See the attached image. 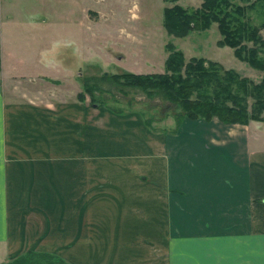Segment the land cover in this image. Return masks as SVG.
<instances>
[{
  "label": "crops",
  "instance_id": "crops-1",
  "mask_svg": "<svg viewBox=\"0 0 264 264\" xmlns=\"http://www.w3.org/2000/svg\"><path fill=\"white\" fill-rule=\"evenodd\" d=\"M30 81L22 53L5 50L0 40V261L27 249L78 250V202L87 201L84 210L90 215L95 153L110 151L95 134L99 128L100 135L109 136L108 112L99 115L96 126L93 106L61 95H36L23 87ZM45 82L49 88L59 86ZM178 123L175 130L146 134L151 139L149 169L135 158L138 171L151 178V248L159 245L155 223L166 217L163 264H264V131L223 128L214 135L200 125L192 127L196 124L189 118ZM119 161L120 171L127 166ZM163 193L166 208L159 207ZM171 194L177 195L174 205ZM143 198L148 199L138 197ZM55 202L67 203L52 211ZM64 205L69 211L60 212ZM58 215L60 224L54 219ZM68 218L71 226L65 229ZM52 234L70 245L50 244ZM134 253V264H144L138 259L145 255L150 264H160L153 250L135 247Z\"/></svg>",
  "mask_w": 264,
  "mask_h": 264
},
{
  "label": "rangeland",
  "instance_id": "rangeland-1",
  "mask_svg": "<svg viewBox=\"0 0 264 264\" xmlns=\"http://www.w3.org/2000/svg\"><path fill=\"white\" fill-rule=\"evenodd\" d=\"M200 1L0 0V40L5 50L13 48L22 53L30 73L31 83L23 87H29L36 95H61L67 100L76 98L81 103L90 104L95 109L96 126L100 124V114H110L109 136L106 133L100 135L99 128L95 132L96 141L102 137L100 145L104 149L109 147L110 151L102 152L101 149L95 153V168L92 170L95 199L89 202L90 215L84 210L87 201L78 202V250L61 248L63 244L68 247L70 242L53 238L56 233L47 239L50 244L61 246L50 252L59 254L71 264H116L119 261L134 264L135 247L144 249V252L153 250L154 259L158 255L160 264L166 259L161 238L163 236L165 241L166 231L164 235L161 232L167 219L159 217V223H155L159 228V245L158 249L151 248L152 216L148 197L151 178L138 171L135 158L139 157V161H143L139 165L149 169L151 139L146 134L175 130L179 124L175 120V111L179 107L160 94L115 82L112 79L114 73L162 72L168 54L166 44H170L181 52L185 61L192 56L215 60L254 81L262 74L236 57L230 46L217 44L220 32L215 21L205 28H193L183 36L167 33L162 23L164 6L177 3L193 9ZM253 4L245 14L249 22L255 24L264 18V2L254 0ZM260 34L264 38V27ZM57 62L62 63V69L54 66ZM36 73L56 74V77L52 75L55 78L49 79L38 75L41 78H37ZM42 78L59 86L49 88ZM185 117L181 116V119ZM145 119L150 120L148 125ZM189 119L196 124L192 127L200 125L214 135L222 134L223 128H244L255 133L260 130V134L264 131V121L255 119L246 123H226L202 117ZM138 146H143L145 151L139 152ZM123 148L124 151H120ZM119 160L121 165L127 166L120 171L117 167ZM163 194V205L160 202L159 207L166 208L168 198L166 193ZM143 196L148 199H138ZM176 196L170 195L172 205L178 202ZM66 203L55 202L52 211H59ZM65 208L69 211V205H64L60 212ZM54 219L57 224L62 222L59 215ZM67 221L65 229L71 226L69 218ZM76 251L78 255L75 256ZM121 253L125 255H119ZM138 261L150 264L152 260L145 255Z\"/></svg>",
  "mask_w": 264,
  "mask_h": 264
},
{
  "label": "trees",
  "instance_id": "trees-1",
  "mask_svg": "<svg viewBox=\"0 0 264 264\" xmlns=\"http://www.w3.org/2000/svg\"><path fill=\"white\" fill-rule=\"evenodd\" d=\"M239 1L243 3L201 0L193 9L172 3L163 7L162 23L167 33L183 36L193 28H205L215 21L220 32L217 44L230 46L236 57L260 70L258 80L223 67L215 60L192 56L185 61L181 52L170 44H166L168 54L162 72L122 71L114 73L112 79L121 85L160 94L173 102L179 107L175 111L176 123L181 116L216 118L226 123H246L249 119L264 121V38L260 34L264 18L250 23L245 11L254 5V0ZM86 91L91 94L88 88ZM149 122L145 119L146 125ZM0 264L71 263L55 252L27 249Z\"/></svg>",
  "mask_w": 264,
  "mask_h": 264
}]
</instances>
